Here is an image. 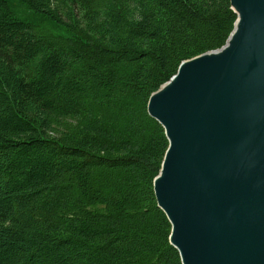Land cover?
I'll use <instances>...</instances> for the list:
<instances>
[{"label":"trees","instance_id":"obj_1","mask_svg":"<svg viewBox=\"0 0 264 264\" xmlns=\"http://www.w3.org/2000/svg\"><path fill=\"white\" fill-rule=\"evenodd\" d=\"M236 19L230 0H0V264H182L147 104Z\"/></svg>","mask_w":264,"mask_h":264},{"label":"water","instance_id":"obj_2","mask_svg":"<svg viewBox=\"0 0 264 264\" xmlns=\"http://www.w3.org/2000/svg\"><path fill=\"white\" fill-rule=\"evenodd\" d=\"M230 1L237 19L225 45L191 58L215 59L192 64L174 94L152 93L147 106L169 142L154 191L182 264H264V0H240L248 30L222 58L240 19Z\"/></svg>","mask_w":264,"mask_h":264},{"label":"bare ground","instance_id":"obj_3","mask_svg":"<svg viewBox=\"0 0 264 264\" xmlns=\"http://www.w3.org/2000/svg\"><path fill=\"white\" fill-rule=\"evenodd\" d=\"M233 6L239 13L240 19H239L238 25L232 35V38L228 46L222 49L221 51H219V53L217 54L219 55V57H222V58L227 57L228 55L231 54L233 50L232 47H236L240 43V41L245 36L248 30V26H249L250 14H249V11L246 10V8L244 9L242 2L240 0H233ZM205 58H206V61H213L215 59L212 56H207L204 58H196L194 60L190 58L191 61H187L184 63L182 62L179 65L177 72L168 81L160 85V87L156 91L153 92L156 94L154 98L162 99L164 97H169L172 94H174L184 82V78L188 70L192 66V64H200L205 60ZM190 59H187V60H190ZM167 173H168L167 167L166 168L164 167L159 179L164 180L166 176H169V174L167 175Z\"/></svg>","mask_w":264,"mask_h":264},{"label":"rangeland","instance_id":"obj_4","mask_svg":"<svg viewBox=\"0 0 264 264\" xmlns=\"http://www.w3.org/2000/svg\"><path fill=\"white\" fill-rule=\"evenodd\" d=\"M147 106H148V104H147Z\"/></svg>","mask_w":264,"mask_h":264}]
</instances>
